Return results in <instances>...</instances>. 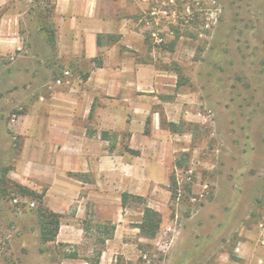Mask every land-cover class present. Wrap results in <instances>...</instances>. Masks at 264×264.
I'll use <instances>...</instances> for the list:
<instances>
[{"label": "rangeland", "instance_id": "374dc122", "mask_svg": "<svg viewBox=\"0 0 264 264\" xmlns=\"http://www.w3.org/2000/svg\"><path fill=\"white\" fill-rule=\"evenodd\" d=\"M55 4L0 0V165L60 215L42 243L39 203L0 196V264H89L101 246L98 264H264V0L118 1L122 32L92 57L91 21Z\"/></svg>", "mask_w": 264, "mask_h": 264}, {"label": "trees", "instance_id": "16d2710c", "mask_svg": "<svg viewBox=\"0 0 264 264\" xmlns=\"http://www.w3.org/2000/svg\"><path fill=\"white\" fill-rule=\"evenodd\" d=\"M40 29L47 31V40L50 43L51 47L54 48L56 45L54 30L51 24L45 22H38ZM97 44H100V35H97ZM166 126L172 130H178V124L172 121L166 123ZM106 134V133H105ZM106 136V135H104ZM11 169L10 164L0 165V196L2 198H15V196H28L33 200H36L39 203V206L36 209V217L39 228V236L42 243H47L49 241H54L56 239L58 229L60 226V215L55 211L44 206L43 199L45 196V190L37 192L34 189H31L25 185H22L18 182H15L7 176L9 170ZM78 175V174H77ZM80 175V174H79ZM129 198L139 200L140 197L129 192H122L120 195L121 205L125 206ZM161 224V215L160 213L153 209L150 206L144 205L142 208L141 220L138 223V228L140 234L146 238H154L160 228ZM115 229L114 224L105 225L97 224L96 232L100 233L97 238V242L101 245L105 241L113 236ZM102 246L99 249H95V259L92 262L89 258L86 259L89 264H98L99 257L102 253ZM75 255V253H73Z\"/></svg>", "mask_w": 264, "mask_h": 264}, {"label": "crops", "instance_id": "0c3cea01", "mask_svg": "<svg viewBox=\"0 0 264 264\" xmlns=\"http://www.w3.org/2000/svg\"><path fill=\"white\" fill-rule=\"evenodd\" d=\"M121 2V6L125 7V1L131 2V0H56L55 4V11L57 15L60 17H67L69 19V22H72V20L76 23L77 19L87 20L84 24H88L93 28H89L88 31L85 32V44H84V52L87 56L92 57L94 54L99 50V45L97 44V34L101 32H112L119 30V27L122 26V20L118 17V10L120 9L123 11L125 8H120L116 3ZM73 26V25H71ZM84 25L80 23V26L77 28H71L69 26V29L66 31L67 34L76 33L78 31H81L83 29ZM82 32V31H81ZM119 32H122L120 29ZM128 33H134L133 31H130ZM72 39V37H71ZM78 53V47L74 48V54ZM96 80V79H95ZM121 77H119L118 73H109L105 74L102 77H99L97 81V86L99 88H102L104 86L103 83H106L108 81H121ZM95 161V158L93 162ZM74 170V168H71V170ZM77 169V168H76ZM80 172H86L89 170H96V166L93 165L92 167L87 166H81V168L77 169ZM84 181L83 183H85ZM48 195V193H47ZM59 236V233H57V237ZM264 240V236L262 238ZM260 252L261 258L264 259V247L260 250H257V252ZM258 258V256H256ZM257 264V263H255Z\"/></svg>", "mask_w": 264, "mask_h": 264}]
</instances>
